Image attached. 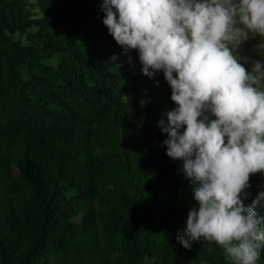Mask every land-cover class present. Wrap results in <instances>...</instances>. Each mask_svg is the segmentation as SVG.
Here are the masks:
<instances>
[{"label": "trees", "instance_id": "trees-1", "mask_svg": "<svg viewBox=\"0 0 264 264\" xmlns=\"http://www.w3.org/2000/svg\"><path fill=\"white\" fill-rule=\"evenodd\" d=\"M103 2L0 0V264H232L176 239L197 204L158 126L171 89L115 43ZM249 184L246 205L264 191Z\"/></svg>", "mask_w": 264, "mask_h": 264}, {"label": "clouds", "instance_id": "clouds-1", "mask_svg": "<svg viewBox=\"0 0 264 264\" xmlns=\"http://www.w3.org/2000/svg\"><path fill=\"white\" fill-rule=\"evenodd\" d=\"M102 11L115 43L137 51L142 74L162 72L171 89L176 107L158 126L197 204L178 243L203 239L232 264H257L264 191L244 201L250 177L264 175V61L234 49L264 37V0H104Z\"/></svg>", "mask_w": 264, "mask_h": 264}, {"label": "rangeland", "instance_id": "rangeland-1", "mask_svg": "<svg viewBox=\"0 0 264 264\" xmlns=\"http://www.w3.org/2000/svg\"><path fill=\"white\" fill-rule=\"evenodd\" d=\"M29 5L34 13L37 14L38 8L34 6L35 0H28ZM262 37L254 36L250 37L239 49H234V54L239 56H248L251 59H257L259 55L264 51V44L260 43ZM61 54L45 53L44 62L55 66L57 62L62 58ZM246 67H250L247 65ZM257 181L260 185L264 186V175L259 173L255 174Z\"/></svg>", "mask_w": 264, "mask_h": 264}]
</instances>
